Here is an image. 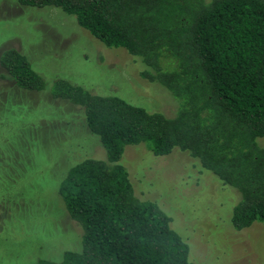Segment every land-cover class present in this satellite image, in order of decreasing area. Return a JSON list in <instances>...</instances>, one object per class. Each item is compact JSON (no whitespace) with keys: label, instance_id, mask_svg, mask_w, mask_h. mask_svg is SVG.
<instances>
[{"label":"trees","instance_id":"16d2710c","mask_svg":"<svg viewBox=\"0 0 264 264\" xmlns=\"http://www.w3.org/2000/svg\"><path fill=\"white\" fill-rule=\"evenodd\" d=\"M73 15L105 46L137 58L139 76L174 102L169 114L115 95H99L57 78L50 95L79 106L106 159L68 167L58 192L82 228L80 251L60 263L194 264L188 243L152 200L134 193L119 163L126 145L156 156L185 151L202 170L239 194L230 221L241 230L264 222V0H16ZM0 66L24 90L44 89L42 76L16 48Z\"/></svg>","mask_w":264,"mask_h":264},{"label":"rangeland","instance_id":"374dc122","mask_svg":"<svg viewBox=\"0 0 264 264\" xmlns=\"http://www.w3.org/2000/svg\"><path fill=\"white\" fill-rule=\"evenodd\" d=\"M7 48L25 54L45 85L21 89L0 66V264L60 263L65 251H80L82 228L68 215L59 182L69 166L105 160L107 153L85 126L81 108L52 98L53 80L147 111L169 114L174 102L139 76L137 58L105 46L57 7L0 0V54ZM258 142L264 147V137ZM119 163L135 195L155 201L171 218L194 264H264V222L234 229L230 217L239 194L187 152L156 156L144 143L126 145Z\"/></svg>","mask_w":264,"mask_h":264}]
</instances>
